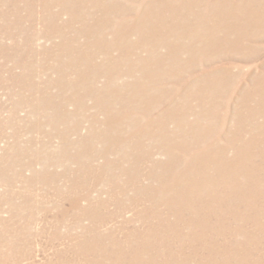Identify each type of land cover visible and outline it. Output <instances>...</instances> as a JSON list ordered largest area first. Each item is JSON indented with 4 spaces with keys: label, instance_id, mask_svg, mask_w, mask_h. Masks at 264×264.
Here are the masks:
<instances>
[{
    "label": "bare ground",
    "instance_id": "bare-ground-1",
    "mask_svg": "<svg viewBox=\"0 0 264 264\" xmlns=\"http://www.w3.org/2000/svg\"><path fill=\"white\" fill-rule=\"evenodd\" d=\"M205 1L25 0L22 5L28 22L34 4L44 16L54 59L41 66L57 75L45 83L57 89L56 96L44 92L32 99L37 89L27 85L33 94L22 97L32 106L31 117L44 114L33 128H51L38 151L43 154L36 155L42 170L35 175L56 189L61 179L72 184L64 196L72 211L82 197L88 201L80 213L90 225L81 241L71 243L76 258H90L86 264H264V0H213L212 15L184 14L189 5L193 11L206 8ZM16 2H0L10 12L0 8V19L9 14L18 24ZM27 27H17L14 35L0 28V37L24 43L0 45V57L21 54L24 76L14 80L20 85L26 84V72L32 74L30 62L37 55L36 34ZM228 57L250 65H215ZM90 97L92 104H85ZM53 137L59 144L52 153ZM16 152L0 157L9 171L11 163L21 166L24 151ZM51 167L62 171L50 172ZM88 175L105 177L122 198L115 199L120 208L141 205L136 218L142 228L126 231L122 239L113 231L103 234L106 202L92 200V188L84 183ZM15 176L22 178L21 171ZM61 212L69 214L67 208Z\"/></svg>",
    "mask_w": 264,
    "mask_h": 264
},
{
    "label": "rangeland",
    "instance_id": "rangeland-1",
    "mask_svg": "<svg viewBox=\"0 0 264 264\" xmlns=\"http://www.w3.org/2000/svg\"><path fill=\"white\" fill-rule=\"evenodd\" d=\"M1 1L4 2L7 0ZM17 2L16 8L20 10L16 17H20L23 21L20 20L15 25L13 19L8 14L6 18L0 19L1 31L11 32L14 35L17 34V27L25 29L28 28V24L31 25L32 31L36 34L34 49L37 51V55L30 62L31 65L29 67L32 69V74L29 75L26 72L25 78H27L28 82L26 81V84L24 82L22 84L21 82L22 85L19 84V79L14 81L15 78L24 76L25 71L23 67L25 64L22 61L21 54L18 56V52L14 51L12 53L11 51L8 52L10 54L7 56L0 57V157L5 156L6 158H10L13 155L15 156L17 154L16 148L24 151L22 158H18L21 162L20 167L10 162L11 164L8 165V168L12 170L9 171L0 163V172H2V174L0 173V264H84L85 262L83 260L90 258L88 256L85 258H76L73 254L75 251H73L71 243L74 244L76 241H81L83 239L82 234L84 233L83 228L90 225V220L80 213L88 207V201L82 197L79 201V208L72 211L68 203V198L64 200V196L68 197L71 194L72 191L69 190L72 184L69 186L67 180L61 179L57 183L58 190L52 185L51 187L43 184L35 175V172L40 173L42 170L41 159H38L36 155L43 154L38 151L48 141L44 133L50 132L51 128L45 124L41 126L42 131L37 132L33 128L35 122H39L38 116L43 118L44 114L42 112H36L35 114L33 113L34 117H31L30 107L32 106L24 103L22 97H26V95L31 97V94H33L27 93V85H33L37 89L34 90L35 96L32 99H36L38 95L41 96L44 92L56 96L58 94L57 89L53 86H45V83L47 78L56 79L57 75L51 71L46 72L41 66L43 61L51 65L54 59L52 50H50L52 42L44 36V32L46 31L45 27L47 26L43 22L44 16L41 13L39 15L40 10L37 4H34L32 7L34 19L32 18V22H28L26 11L22 6L25 0H17ZM209 2L211 3L213 0L205 1V4L208 3L206 8L205 6L195 7L196 11L191 10L193 7L189 5L185 8V11H188L184 12V14L200 12L206 16L212 15L214 10L210 9L209 11ZM187 3L190 4L189 2ZM6 7L0 5L3 11L6 10L7 13H10L9 8ZM82 11L84 13V10ZM67 16V14H64L61 17V21H65ZM183 24L188 25L190 23L185 20ZM3 26L5 27L3 28ZM9 29L10 31H8ZM23 44L21 38L8 39L7 37H0V45L2 46H12V48H15L17 45L18 48H22ZM44 49H47L46 51L48 52L43 55ZM169 62L171 61L169 60ZM14 63L21 64L22 68L16 67ZM225 63L241 67L250 65L248 61L237 57H228L224 61L217 62L215 65ZM68 79L69 81L73 80V77L68 75ZM64 95L66 98H70L71 93H65ZM90 99L91 97L84 99V103L92 104V100L90 101ZM66 108L69 111L73 110L74 102H67ZM229 111L231 110L229 109ZM35 115L38 119L37 121ZM231 124L232 119H229L227 125L230 126ZM87 128L88 123L84 121L81 124V134L85 135ZM58 144L59 139L56 137L51 138L52 149L49 151L53 153ZM11 146L14 148L13 150L9 149ZM228 153L232 154L231 150ZM98 162H101V159H98ZM69 167L71 168V165ZM20 171L22 178H16L15 174ZM49 171L61 172L62 170L61 167H51ZM93 178V175H88L87 180L89 182L84 181V183L85 185L89 183L90 189L92 188L91 198L93 201L102 199L106 202L105 207L101 210L102 214L106 217L105 222L100 227L101 232L107 234L109 231H113L116 234V238L122 239L126 231H130L135 227L141 229L142 225L138 218H136V211L141 209L142 206L132 207L131 205L125 204L124 207L120 208L115 202V199L121 200L122 198H119V193H116L117 191L113 189L114 187L108 181H105V177L101 176V178H94V180ZM79 183L81 184V182ZM75 192L79 195L83 194L80 193L81 191L79 189ZM26 200L28 203L23 206ZM66 208L69 214L63 217L61 211ZM76 215L77 217H75ZM75 220L78 221L75 222ZM247 227L250 229L251 225ZM71 260H73V263Z\"/></svg>",
    "mask_w": 264,
    "mask_h": 264
}]
</instances>
